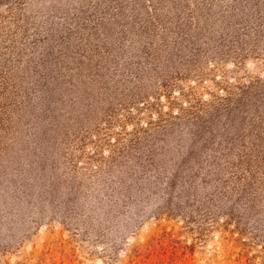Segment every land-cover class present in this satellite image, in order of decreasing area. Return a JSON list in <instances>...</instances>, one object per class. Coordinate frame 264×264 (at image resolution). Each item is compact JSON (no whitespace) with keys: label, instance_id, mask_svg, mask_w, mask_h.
I'll use <instances>...</instances> for the list:
<instances>
[{"label":"rangeland","instance_id":"rangeland-1","mask_svg":"<svg viewBox=\"0 0 264 264\" xmlns=\"http://www.w3.org/2000/svg\"><path fill=\"white\" fill-rule=\"evenodd\" d=\"M0 264H264V0H0Z\"/></svg>","mask_w":264,"mask_h":264}]
</instances>
